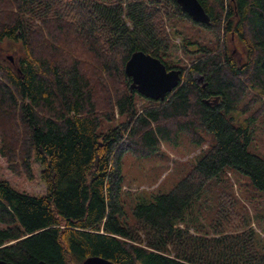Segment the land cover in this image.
Instances as JSON below:
<instances>
[{
	"label": "trees",
	"instance_id": "16d2710c",
	"mask_svg": "<svg viewBox=\"0 0 264 264\" xmlns=\"http://www.w3.org/2000/svg\"><path fill=\"white\" fill-rule=\"evenodd\" d=\"M198 1L208 24L174 0H0V43L14 52L13 62L0 57V155L28 179L35 161L45 185L33 195L0 179V260L264 264L253 217L228 176L264 194V158L249 150L264 116V0ZM178 18L213 39L179 38L177 24L168 32ZM175 49L186 62L170 58ZM139 50L181 71L163 101L129 89L124 65ZM138 96L148 106L139 108ZM183 136L200 149L185 176L168 192L127 202L123 156L153 158ZM210 192L211 219L197 224Z\"/></svg>",
	"mask_w": 264,
	"mask_h": 264
},
{
	"label": "rangeland",
	"instance_id": "374dc122",
	"mask_svg": "<svg viewBox=\"0 0 264 264\" xmlns=\"http://www.w3.org/2000/svg\"><path fill=\"white\" fill-rule=\"evenodd\" d=\"M171 24L168 23L166 25V30L170 32L177 24L176 29L179 33V38L182 36H189L192 40L197 39L204 43L213 39L209 31L198 28L186 20L178 18L175 23L172 22ZM228 38L229 34L227 35V40ZM173 40L175 43L179 42L178 38H173ZM8 44L10 43H6L4 41L0 43V57L10 60L7 56L11 55L12 60L10 61L13 62L14 52L11 48L7 47ZM232 44L233 45H231V47L233 50L234 48H237V50L243 49L241 42L237 38L234 40L232 39ZM172 57L176 61L175 63L179 64L186 62L187 59L179 49L174 50L173 56L171 55L170 58L172 59ZM195 77L198 82L202 81V79L200 80L201 76L195 75ZM252 94H254V92H251L249 96ZM136 102L139 108H143L149 104L146 100L139 96L136 98ZM258 104L259 102L252 109L257 107ZM236 114L237 111L234 112V116L239 121L242 120L243 115L239 117ZM263 119L264 116L259 121H256L255 126L253 127L254 130L252 140L249 143V150L262 158H264V123H261ZM208 136L211 140L212 135L208 134ZM206 146L207 145H203V148ZM161 148V155H157L153 158L148 157L139 159L129 153L123 156V191L125 192V199L127 202H129L133 196H140L158 191L168 192L177 181L185 176L187 171L190 169V166L197 158L195 155H197L200 151V149H195L193 145L188 143L187 138L184 136L180 139V141L178 140L177 144L164 142ZM31 167L33 177L32 179H28L22 171L19 173L11 172L9 170L8 163L0 155V179L8 181L10 185L18 191L33 195H44L45 185L39 178L41 167L35 161H32ZM228 176L230 181L234 184L233 188L236 195L245 204V206H247L249 213L253 217L251 225L256 230L261 243L260 246H263L262 250H264V231L254 217V213L262 214L263 209H258L257 204H259V206H264V194L257 193L250 186H248L246 178L233 173H228ZM245 196L247 198H245ZM213 197L214 194L211 192L206 194L204 198L205 201L202 202L203 208L201 207V214L196 212L197 216L200 218L198 221L200 223L197 224L208 225L213 211H211V209H213ZM190 232H193V230L191 229Z\"/></svg>",
	"mask_w": 264,
	"mask_h": 264
},
{
	"label": "water",
	"instance_id": "95a60500",
	"mask_svg": "<svg viewBox=\"0 0 264 264\" xmlns=\"http://www.w3.org/2000/svg\"><path fill=\"white\" fill-rule=\"evenodd\" d=\"M193 21L203 24L209 23V16L198 0H174ZM12 60V56L8 55ZM124 72L130 79L129 89L135 90L145 98L163 101L167 94L180 83V69H167L162 61L143 51L133 52L124 65ZM202 76L200 77V80ZM0 264H13L0 260ZM39 264H47L40 261ZM82 264H113L97 256L86 258Z\"/></svg>",
	"mask_w": 264,
	"mask_h": 264
},
{
	"label": "flooded vegetation",
	"instance_id": "af4514ba",
	"mask_svg": "<svg viewBox=\"0 0 264 264\" xmlns=\"http://www.w3.org/2000/svg\"><path fill=\"white\" fill-rule=\"evenodd\" d=\"M235 50H237V48L235 49ZM240 54H241V56H242V54H243V49L242 50H237Z\"/></svg>",
	"mask_w": 264,
	"mask_h": 264
}]
</instances>
